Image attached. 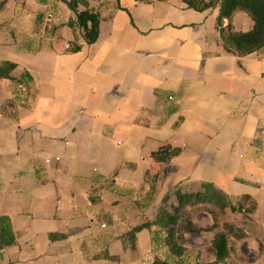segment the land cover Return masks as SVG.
<instances>
[{"label":"crops","instance_id":"0c3cea01","mask_svg":"<svg viewBox=\"0 0 264 264\" xmlns=\"http://www.w3.org/2000/svg\"><path fill=\"white\" fill-rule=\"evenodd\" d=\"M89 3L101 16L92 44L65 0L0 10V64H16L0 78V264L214 260L215 231L186 233L180 257L158 224L131 233L174 208L177 187L205 182L245 204L187 208L201 227L233 224L221 264H264V48L228 52L220 5ZM229 22L254 25L242 10ZM167 143L178 153L157 159Z\"/></svg>","mask_w":264,"mask_h":264},{"label":"trees","instance_id":"16d2710c","mask_svg":"<svg viewBox=\"0 0 264 264\" xmlns=\"http://www.w3.org/2000/svg\"><path fill=\"white\" fill-rule=\"evenodd\" d=\"M6 0H0V10L3 9ZM69 8L75 13V19L68 23L71 27H79L82 30L84 39L92 44L99 37V26L101 22L100 13L90 6L89 0H65ZM189 7L204 11L212 6L220 5L217 26L219 28L224 46L228 52L244 56L264 48V0H185ZM242 10L247 12L253 19V28L249 31L240 32L234 30L232 24H223L224 18L230 21L235 12ZM77 50L78 45L72 47ZM16 64L11 61H4L0 64V78H12V71ZM179 148L167 143L160 146L153 155L162 161L176 155ZM178 204L174 208H161L156 220L136 226L131 233H135L144 228H149L152 224H158L165 229V242L169 252L173 257L182 256L187 249L186 233H201L203 231H215L211 240V251L215 259L196 264H221L230 254L229 237L235 233L233 224L224 223L222 229L220 224L214 222L208 227L197 225L188 215V207L195 204H212L220 209L229 208L236 211L242 209L245 204L233 205L227 195L217 188L213 183H203L201 190L186 192L181 188L175 189ZM252 209L254 208L251 205ZM238 235V232H236ZM55 237V235H52ZM153 264H171L168 259L156 257Z\"/></svg>","mask_w":264,"mask_h":264},{"label":"rangeland","instance_id":"374dc122","mask_svg":"<svg viewBox=\"0 0 264 264\" xmlns=\"http://www.w3.org/2000/svg\"><path fill=\"white\" fill-rule=\"evenodd\" d=\"M219 223V222H218ZM220 224V223H219Z\"/></svg>","mask_w":264,"mask_h":264}]
</instances>
